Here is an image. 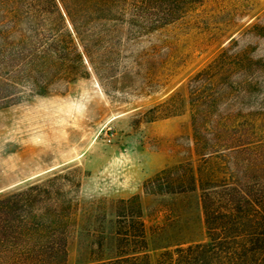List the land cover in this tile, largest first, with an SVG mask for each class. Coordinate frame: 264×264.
Here are the masks:
<instances>
[{
	"label": "rangeland",
	"instance_id": "374dc122",
	"mask_svg": "<svg viewBox=\"0 0 264 264\" xmlns=\"http://www.w3.org/2000/svg\"><path fill=\"white\" fill-rule=\"evenodd\" d=\"M139 6L130 2L101 48L85 41L95 69L79 44L84 63L71 53L48 96L21 89L2 102L0 85V195L64 177L53 185L76 212L67 264H104L131 257V250H145L150 263L159 264L178 245L205 246L204 264H241L221 257L220 244L253 248L264 243V225L207 228L201 191L190 190L189 176L217 181L231 168L219 154L198 156L186 87L228 56L229 71L216 75L196 104L205 100L210 114L207 138L220 129L257 133L261 145L253 157L264 175V0H163L149 3L142 15ZM176 93L180 114L168 115ZM226 156L240 168L252 157ZM250 259L243 264L264 261L263 255Z\"/></svg>",
	"mask_w": 264,
	"mask_h": 264
},
{
	"label": "trees",
	"instance_id": "16d2710c",
	"mask_svg": "<svg viewBox=\"0 0 264 264\" xmlns=\"http://www.w3.org/2000/svg\"><path fill=\"white\" fill-rule=\"evenodd\" d=\"M131 1L135 6H139L137 2L140 1L143 7L139 6L138 15H142L147 13L144 7L149 3L152 6L154 2L163 0H0L2 102L13 101L21 89H28L40 97L48 96L51 87L61 81L58 70L72 62L71 53L75 54L78 64L84 63L79 44L94 68L96 63L89 56L90 49L86 43L92 41L91 44L99 48L105 45L103 35L111 33L110 28H117L116 24L122 22L120 17L127 12ZM153 10L158 12L156 8ZM154 15L160 19L157 23H165L158 14ZM22 26L27 35L19 32ZM116 41L122 44V38L118 37ZM228 61V56L223 55L186 87L190 91L191 106L195 109L194 133L196 145L201 149L198 156L205 158L219 154L231 168L226 173L228 177L217 181L198 178L195 174L189 176L190 190L201 191L202 209L210 231L218 227L227 230L239 222L264 225V190L259 188L264 175L260 171V162L253 157V148L261 145L260 141L255 142L257 133L220 129L207 138L210 114L203 110L205 100L196 104L199 99L207 97L204 90L208 83H212L216 75L229 71ZM181 98L182 95L176 93L168 101V115L180 114ZM209 102L216 103L218 99ZM218 148L221 150L216 151ZM227 152L230 156L252 157L240 168L226 160H229ZM60 179L64 177L55 175L46 183L35 181L0 195V264H67L68 229L76 212H72L73 204H64L61 188H54L53 184ZM214 195L220 196L222 202L217 203ZM108 235L105 232L106 242L112 239ZM138 237L146 245L144 227L138 230ZM177 247L174 253L165 254L164 262L161 260L159 264H204L201 259L206 255L205 246ZM220 251V256L224 255L226 260L251 263L252 255L254 261L257 255L264 257V243L260 242L253 248L240 242L220 244ZM131 253V257L120 256L118 260L104 264H151L145 250H131Z\"/></svg>",
	"mask_w": 264,
	"mask_h": 264
}]
</instances>
